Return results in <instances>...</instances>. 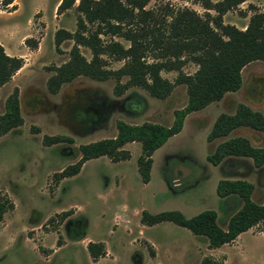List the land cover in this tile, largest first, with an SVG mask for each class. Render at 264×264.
<instances>
[{
  "label": "rangeland",
  "instance_id": "obj_1",
  "mask_svg": "<svg viewBox=\"0 0 264 264\" xmlns=\"http://www.w3.org/2000/svg\"><path fill=\"white\" fill-rule=\"evenodd\" d=\"M56 1L18 0L19 8L14 12L0 5V42L25 62L14 83L0 89V113L5 98L16 89L22 117L21 125L0 136V198L10 205L0 219V264H45L53 257L56 264H87V253L75 246H84L89 237L110 242L103 243L105 255L96 264H200L204 258L219 264H264L261 224L239 233L229 243L208 248L203 235H194L174 223L145 226L139 221L142 211L155 214L177 210L190 217L210 209L216 214L217 225L224 229L241 202L235 196L216 195L215 185L221 179L248 181L253 186L250 199L258 204L263 201L264 162L255 167L248 158L227 157L212 165L206 159L218 142L233 136H243L264 150L261 133L238 127L212 141L206 140V134L218 114L232 113L239 103L264 112V61L242 67L241 85L236 91L226 92L218 101L184 117L180 131L152 152L146 183L136 171L140 153L137 142L122 146L129 153L128 159L112 162L106 156L91 158L76 174L55 182L54 173L78 160L79 145L113 137L117 121L169 126L173 111L186 103L183 84H175L164 99L153 98L136 86L115 95L112 77L97 81L78 76L50 94L45 82L53 73L51 68L67 60L72 45L71 40H64L55 49L53 33L58 28L74 31L77 14L74 7L56 14ZM163 2L191 8L199 15L205 11L195 0H150L145 8ZM263 7L264 0H246L226 11L222 23L243 29L251 12ZM86 26L94 28L93 24ZM100 38L103 43L114 40L128 45L120 37L106 34ZM78 50L86 60L90 58L87 48L78 46ZM102 57L107 69L122 64ZM195 68L186 62L181 70L192 73ZM160 75L172 82L176 72L161 71ZM125 80L122 76L117 82ZM76 110L83 116H74ZM52 135L70 141L44 145L43 136ZM65 210L70 215L63 224L56 212ZM72 225L82 233L75 245L60 235ZM56 235L61 238L59 248L54 244ZM44 247L55 252L47 258Z\"/></svg>",
  "mask_w": 264,
  "mask_h": 264
},
{
  "label": "trees",
  "instance_id": "obj_2",
  "mask_svg": "<svg viewBox=\"0 0 264 264\" xmlns=\"http://www.w3.org/2000/svg\"><path fill=\"white\" fill-rule=\"evenodd\" d=\"M13 0H0L7 7ZM150 0H78L74 6L77 12L75 30L69 32L58 28L53 33L55 49L64 40H71L68 58L59 66L51 68L53 73L45 85L50 94H55L62 84L78 76L103 81L110 77L116 84L115 95H120L128 87L144 89L149 96L164 99L175 84H183L186 92L185 105L173 111L171 125L143 122L128 124L116 122V134L78 146L80 156L53 174L54 181L76 174L88 159L106 156L116 162L129 158L122 146L137 142L140 153L136 158V171L142 183L149 179L152 152L170 136L180 131L184 117L218 101L224 93L236 91L241 85L240 71L252 61H264V7L251 12L243 29L231 24H223L222 15L246 0H195L205 10L199 15L188 7H172L168 2L159 3L155 8H145ZM74 0H60L55 12L60 14L73 7ZM211 10L214 14H210ZM94 25L88 28L86 25ZM120 37L128 45L117 41L102 42L100 35ZM34 46V44H33ZM78 46L88 49L90 58L80 54ZM121 61L122 64L110 70L105 68L106 60ZM191 62L196 65L192 73H184L181 67ZM23 64L21 57L8 56L0 45V86ZM161 71H175L174 80L161 77ZM126 77L119 84L120 77ZM80 110L74 116L82 117ZM89 113V112H88ZM22 124L17 91L13 89L4 101L0 113V136ZM238 127H247L260 132L264 137V112L252 110L244 104H237L232 113H220L212 122L206 140L226 137ZM70 138L52 135L43 136L42 143L51 145ZM227 157H242L251 160L255 167L264 162V150L252 146L243 136L228 137L218 142L206 156L212 165ZM253 186L242 179H221L215 185L218 197H237L241 204L230 214L224 229L216 223V214L207 209L184 217L177 210L150 214L140 213L142 225L151 226L163 221L174 223L189 230L194 235H203L208 248H217L231 242L239 233L261 224L264 231V199L254 203L250 199ZM5 198H0V219L9 207ZM93 257L99 250L88 246ZM200 264H219L204 258Z\"/></svg>",
  "mask_w": 264,
  "mask_h": 264
},
{
  "label": "flooded vegetation",
  "instance_id": "obj_3",
  "mask_svg": "<svg viewBox=\"0 0 264 264\" xmlns=\"http://www.w3.org/2000/svg\"><path fill=\"white\" fill-rule=\"evenodd\" d=\"M56 213H57L56 215L58 217L59 222H62L63 224H65L67 221H69L68 220V216L70 215L69 210L61 211L60 213L56 212ZM112 220H113V223H114V215L112 216ZM119 220H120V218H119ZM119 222H121V221H118L117 224ZM63 226H65V225H63ZM77 232L75 231V226L72 225V226H70V228H67V226H66V230H64V231L62 230V233L60 235H63L64 238L66 237L67 239H69L75 245V243H79V240L82 237V233H77ZM106 242L110 243L108 241V239L107 240L106 239H101V240L100 239H98V240L94 239L93 240L92 238L89 237L88 240L86 241V243L84 244V246H82V247L75 246V248L76 249L81 248L82 251L87 253V257H88L87 259L89 261L87 264H89V263L90 264H96L97 259L98 258H102L105 255V250H104V244L103 243H106ZM54 244L56 245V248L61 247V244H62L61 243V238H59L58 235L55 236ZM90 244H92V249L93 250H96V249L99 250V254L96 257H93L91 255L90 251L88 250V246ZM76 249H72V250H76ZM43 252H45L44 256L48 258L49 256L53 255L55 250L52 247H48V248L44 247ZM55 258L56 257H53V258L49 259L48 262H45V264H56ZM108 264H112V263H108Z\"/></svg>",
  "mask_w": 264,
  "mask_h": 264
},
{
  "label": "crops",
  "instance_id": "obj_4",
  "mask_svg": "<svg viewBox=\"0 0 264 264\" xmlns=\"http://www.w3.org/2000/svg\"><path fill=\"white\" fill-rule=\"evenodd\" d=\"M59 1L60 0H57L56 1V3L53 6V10H55L56 5L58 4ZM77 1L78 0H74L73 7L76 5ZM7 7H9L11 9L9 12L16 11L19 8L18 0H13ZM33 8H34L33 11L35 12L36 11V6H34ZM58 15H60V14H58ZM29 21L30 20H28L27 22H29ZM63 29H65V28H63ZM65 30H67V29H65ZM67 31L71 32L70 30H67ZM0 45L2 46V43L1 42H0ZM2 48H3V51H4V53L6 55H8V56H14V55H12V53L10 51H8L6 49V47L4 45L2 46ZM16 57H21V56H16ZM24 66H25V62L22 64V66L18 70L15 71V73L10 77V79L7 82H5L4 84H2L0 86V89L9 86L11 83L13 84L14 83V79L21 73V71H22V69H23Z\"/></svg>",
  "mask_w": 264,
  "mask_h": 264
}]
</instances>
